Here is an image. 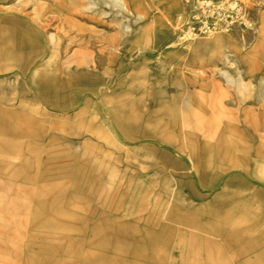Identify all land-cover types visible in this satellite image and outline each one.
Returning <instances> with one entry per match:
<instances>
[{"label": "rangeland", "instance_id": "1", "mask_svg": "<svg viewBox=\"0 0 264 264\" xmlns=\"http://www.w3.org/2000/svg\"><path fill=\"white\" fill-rule=\"evenodd\" d=\"M51 3L52 0H0V25L22 32L29 26L36 32L38 43L31 59L20 56L25 55L24 51L10 47L11 37L0 45V109L11 112L13 123L18 122L13 113H23L22 117L35 121L44 136L56 137V144H67L74 154L97 153L95 159L114 170L112 179L120 185L106 197L104 205L98 206L91 195L83 193L80 196L84 203L69 206L70 213L90 223L96 216L91 209L137 222L153 212L161 198L168 199L169 206L204 205L206 210L217 204V199H222L220 196H225L223 189L231 193L243 191L245 185L241 183L232 180L225 184L233 176H240L239 168L231 167L229 161L217 158L212 152L203 153V144L210 141L207 138L189 141L188 145L201 156L207 175L219 165L223 170L220 175H206L202 180L193 175L190 151L184 143L190 130L183 122V114L187 111L186 104L194 108L200 103L201 111L215 121L219 135L229 145L236 141L240 146L252 143L253 129L249 124L251 120L260 122L258 117L264 115V0H82L73 19L84 29L96 31V36L89 38L92 54L97 55L98 48L107 41L116 42L122 51L112 65L103 64L95 69L90 63H62L57 46L69 43L72 49L81 48L78 40L70 42L63 34L76 38L85 35L64 22L67 14L64 9L54 6L50 11L40 7L33 10L35 4ZM208 3L217 5L224 13H231L232 17L222 16L221 28L216 32L182 38L184 17L191 9ZM99 36H104V42L98 41ZM44 42L48 43L47 51H42ZM119 68L125 70L113 79L107 94H130L125 102H134L131 112L140 119L131 120L123 131L106 133L108 140L117 144V148H111L101 146L99 139L87 130L86 118L94 108L86 89L105 88L103 83L108 74ZM80 71L84 72L77 73ZM88 71L98 72L100 82ZM70 74H77L71 83ZM59 78L66 82V89L59 87ZM147 88L151 97H143ZM160 92H163L161 96ZM209 96L216 98L215 109L208 103ZM172 110L176 112V121L169 117ZM148 112L154 115L150 121L146 119ZM18 123L21 124V120ZM32 136L28 134L26 142L33 143ZM166 138L172 144H168ZM40 140L43 143L44 139L40 137L38 143ZM100 148L103 150L99 151ZM18 150L21 156L11 158L14 166L22 159L31 166L41 161L32 149ZM126 151L132 154L128 156ZM235 154L242 158L247 156L241 152ZM148 165L150 169L142 172V167ZM259 175L260 171L253 181L257 182ZM150 181L155 185L147 192ZM9 182L24 183L26 187L27 194L15 202L27 208L26 221L22 226L11 225L14 246L8 256V264H24V257L30 251L27 249L29 236L55 241L51 235L56 231L35 224L34 201L28 192L36 191L40 182L12 179ZM144 199H149V203L140 207ZM40 215L63 219L62 214L50 211ZM141 220L146 225L147 222ZM169 224L179 226L176 222ZM188 229L201 233L198 229ZM61 234L66 242L74 235L63 230ZM78 236L81 240L79 259H85L87 249L97 252V248L87 243L86 235ZM172 247L171 243L166 264L178 261V250ZM68 248L71 250L66 255L72 254L73 246ZM34 259L28 258L32 262Z\"/></svg>", "mask_w": 264, "mask_h": 264}, {"label": "bare ground", "instance_id": "2", "mask_svg": "<svg viewBox=\"0 0 264 264\" xmlns=\"http://www.w3.org/2000/svg\"><path fill=\"white\" fill-rule=\"evenodd\" d=\"M52 2L53 4L40 6L35 4L33 10L40 7L50 11L54 6L64 9L67 11L64 22L76 32L85 35L83 38H76L69 36V33L63 34L70 42L78 40L81 48L72 49L69 43L63 47L57 46V51L63 58L62 63L75 62L77 65L90 63L95 69L103 64L108 67L121 57L122 51L114 41H107L98 48L97 55H93L89 50L91 45L89 38L96 36V31L84 29L82 24L76 23L73 19V14L78 13L76 8L82 0H52ZM25 29L22 32L14 28L8 29L1 24L0 45L11 37L12 42L8 39L10 47L13 45V48H18L20 52L24 51L25 55L20 56L31 59L36 54L38 43L35 36L37 35L29 26H25ZM104 39V36H99L98 41L104 42ZM47 50L48 43L44 42L42 51ZM124 70L125 68H119L114 72L111 71L106 82L103 83L105 88L86 89L94 108L86 118L87 130L99 139L101 146L117 148L115 142L108 140L106 133L114 134V130L123 131L131 120L140 119L138 114L131 112L134 102H125L130 94H107L113 79ZM87 73H90L97 83L100 82L101 76L98 72ZM103 73L105 74L106 71ZM74 75L77 76L70 74L69 83L73 81ZM57 83L62 90L66 89L64 80L59 78ZM162 94L163 92L159 93L160 96ZM151 96L150 88H147L143 97ZM208 103L214 109L218 106L213 96H209ZM199 104L194 108L190 103L186 104L187 111L183 114V122L190 130L186 135L188 140L185 138L184 143L190 151L193 175H197L200 180L207 175L202 168L201 156L188 145L189 141H198L203 137L210 140L203 144V153L212 152L211 154L217 158L229 161L231 167L239 168L238 173L241 177L235 175L225 184L233 180L245 187L238 193L223 189L222 193L225 196H220L222 199H217V204L206 210L204 205L169 206L170 201L161 198L159 199L161 202L155 206L153 212L145 216V219L141 220L140 216L137 217L141 221H146V225L138 219L137 222L125 221L114 213L93 209L91 212L96 216L92 223L70 213L69 206L84 203L80 196L83 193L91 195L98 206L104 205L106 197L116 192L120 185L112 179L114 170L102 165V161L96 160L97 153L74 154L67 144H56L58 142L56 137L44 136L35 121L22 117L23 113H13L14 119L22 122L13 123L11 112L0 109V264H8V256L13 250L14 238L11 225L22 226L28 213L27 208L15 204L19 202L20 196L27 194L24 183L14 185L9 182L11 179L21 182L35 180L40 182L35 188L36 191L28 192L29 197L34 201L35 224L41 228L49 226L56 231V234L51 235L55 241H48L42 236H29L27 249L30 251L24 257V264H166L171 243L172 248L177 249L179 253L176 264H264V132H262L264 115L258 117L260 122L251 120L249 124L253 129L250 145L240 146L237 141L229 145L223 136L219 135L215 121L201 111ZM172 111L169 117L176 121V112ZM146 117L150 121L154 115L148 112ZM28 134L34 136L33 143L26 142L25 137ZM40 137L44 139L43 143L41 140L38 143ZM73 137L75 139V136ZM165 141L172 144L168 138ZM18 148L32 149L36 157H41V161L34 162L31 166L22 159L14 166L11 158L21 156ZM235 152L247 156L242 158ZM126 153L128 156L132 154L131 151ZM161 158L163 161L166 160L165 157ZM30 167H33L32 170ZM149 169L148 165L141 170L145 173ZM222 170L223 167L219 165L207 176L220 175ZM258 171L261 175L256 182L252 178L256 177ZM154 185L155 182L150 181L146 191H151ZM226 195L229 198H226ZM148 203L149 199H144L139 205L143 207ZM44 211L62 214L63 219L53 220L41 216ZM15 216L20 218L16 219ZM169 222H176L179 226L174 227ZM189 227L198 229L201 233L189 230ZM61 230L74 234L69 242H66ZM79 234L86 235L87 243L97 248V252L87 249L85 259H79L78 245L81 242ZM69 246H73L72 254L66 255V252L71 250ZM31 256L35 258L34 262L28 260Z\"/></svg>", "mask_w": 264, "mask_h": 264}, {"label": "built area", "instance_id": "3", "mask_svg": "<svg viewBox=\"0 0 264 264\" xmlns=\"http://www.w3.org/2000/svg\"><path fill=\"white\" fill-rule=\"evenodd\" d=\"M222 16L231 18V13H224L220 7L215 4H203L200 8H193L184 17V26L182 29V38H190L199 34L216 32L220 29ZM228 23H226V27Z\"/></svg>", "mask_w": 264, "mask_h": 264}]
</instances>
